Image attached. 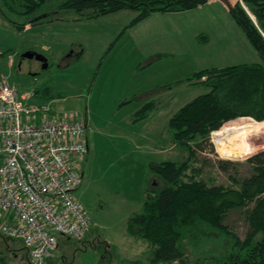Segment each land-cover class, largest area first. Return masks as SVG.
Returning a JSON list of instances; mask_svg holds the SVG:
<instances>
[{"label":"rangeland","instance_id":"374dc122","mask_svg":"<svg viewBox=\"0 0 264 264\" xmlns=\"http://www.w3.org/2000/svg\"><path fill=\"white\" fill-rule=\"evenodd\" d=\"M237 1L244 7L242 0H209L201 11L151 15L128 29L136 14L132 10L96 19L63 12L61 20L33 25L34 32L27 33L7 26L0 16V78L8 77L20 93L50 83L54 93L65 96L54 100L55 107L79 114L88 127L90 150L78 160L82 178L76 196L93 227L81 241L59 237L50 264H152L151 248L143 239L128 234L127 219L142 208L147 162L184 158L171 142L168 120L206 91L176 81L194 71L241 60L262 63L229 13L227 4ZM219 25H232L228 37L235 44L216 38L214 32ZM235 33H240L241 40ZM211 35V44L223 46H215L214 52L227 51L224 45L230 44V49L239 52L238 57L208 55L211 48L202 45ZM28 50L43 54L48 67L44 69L36 58H23ZM161 53L166 54L151 68L137 69L149 56ZM168 83L172 89L152 95L160 103L150 119L133 123L132 115L143 105L135 96ZM122 100L131 102L118 107ZM261 128L252 124L199 136L193 145L202 177L209 183L240 188L243 180L254 173L247 160L264 151L262 133L256 138L257 151L250 156L255 140L252 135ZM219 160L234 163L229 172L220 170ZM225 224L244 239L249 231L246 208L231 210ZM0 252L7 264H30L29 254L18 239L5 241L0 235ZM186 264H194V259L189 258Z\"/></svg>","mask_w":264,"mask_h":264},{"label":"trees","instance_id":"16d2710c","mask_svg":"<svg viewBox=\"0 0 264 264\" xmlns=\"http://www.w3.org/2000/svg\"><path fill=\"white\" fill-rule=\"evenodd\" d=\"M209 0H0V16L16 30L61 20L63 12L87 19L132 10L135 17L126 27L135 26L155 13H180L198 9ZM228 3L229 13L262 63H241L204 68L186 74L177 83H191L206 91L179 108L168 120L171 142L184 155L178 161H149L144 180V202L139 212L127 219L129 235L141 238L151 248L152 264H264V151L254 154L258 135L264 133V0ZM80 53L79 56H82ZM165 54L149 57L137 69L143 70ZM172 89L160 85L137 96L143 105L132 115L133 123L150 119L160 103L153 94ZM42 100L64 98L50 83L36 89ZM131 101L122 100L118 107ZM245 116L253 117L246 118ZM241 117V118H239ZM235 118H238L234 121ZM229 121V122H228ZM227 122V123H226ZM257 124L261 131L247 161L254 167L250 178L238 189L209 183L196 166L193 145L199 136L219 134L226 128ZM234 163L219 160L218 167L229 172ZM246 208L249 231L244 239L225 219L233 209ZM5 241H9L4 238ZM1 253V252H0ZM3 264L5 258L0 256Z\"/></svg>","mask_w":264,"mask_h":264},{"label":"built area","instance_id":"2783aa9c","mask_svg":"<svg viewBox=\"0 0 264 264\" xmlns=\"http://www.w3.org/2000/svg\"><path fill=\"white\" fill-rule=\"evenodd\" d=\"M55 101L0 78V235L22 241L30 264H50L59 237L81 241L93 227L76 196L88 127Z\"/></svg>","mask_w":264,"mask_h":264},{"label":"crops","instance_id":"0c3cea01","mask_svg":"<svg viewBox=\"0 0 264 264\" xmlns=\"http://www.w3.org/2000/svg\"><path fill=\"white\" fill-rule=\"evenodd\" d=\"M202 8H204L203 6L202 7H199L198 9H195L196 11H201V9ZM192 11V10H191ZM167 15H170V14H174V13H166ZM166 14H162V13H155V14H152V15H166ZM6 24H7V26H8V24L9 23H7L6 21H4ZM12 26V25H11ZM202 25H199L198 27H196V28H200ZM13 27V26H12ZM232 27V25H228V28H227V26H225V25H219L217 28V30L214 32V34H215V36H216V38H218L220 41H224V42H226V41H231V42H233V44H235V42L236 41H234L233 39H232V37L231 38H229L228 36H229V33H228V30L230 29ZM15 29V28H14ZM16 30V29H15ZM34 28H33V25H31V24H29V25H27L26 26V28L23 30V31H18L19 33H27V32H30V31H33L34 32ZM204 35V34H203ZM235 35L237 36V38L238 39H240L241 40V35H240V33H235ZM211 42H213L212 41V35L211 36H209V40L207 39V42L204 44V45H202L203 47H208V48H211V51L209 52V54L208 55H211V56H217V55H220V54H222V55H227V56H235V57H238V51H234V50H232V49H230L233 45H224V47L225 48H229L227 51H216V52H214V47L216 46L217 48H220L221 46H219V45H214L213 43L211 44ZM214 45V46H213ZM221 48H223V46L221 47ZM9 49V48H8ZM32 51V50H31ZM230 51V52H229ZM161 54H166V53H161ZM154 55H156V54H153V55H151V56H154ZM151 56H149V57H151ZM240 56L242 57V53L240 54ZM148 57V58H149ZM147 58V59H148ZM156 62V61H155ZM142 63V62H141ZM241 63H246V62H244L243 60H241L239 63H237V64H241ZM248 63V62H247ZM153 64H154V62L151 64V65H149L147 68H151L152 66H153ZM232 65H235V64H232Z\"/></svg>","mask_w":264,"mask_h":264},{"label":"water","instance_id":"95a60500","mask_svg":"<svg viewBox=\"0 0 264 264\" xmlns=\"http://www.w3.org/2000/svg\"><path fill=\"white\" fill-rule=\"evenodd\" d=\"M22 57L23 58H36L43 63L44 69L48 67V59L43 54L28 50L23 53Z\"/></svg>","mask_w":264,"mask_h":264}]
</instances>
